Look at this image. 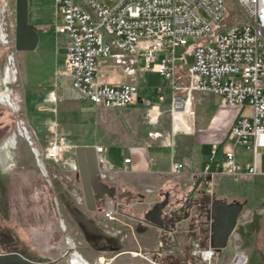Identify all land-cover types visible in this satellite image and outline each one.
<instances>
[{
    "label": "rangeland",
    "instance_id": "obj_1",
    "mask_svg": "<svg viewBox=\"0 0 264 264\" xmlns=\"http://www.w3.org/2000/svg\"><path fill=\"white\" fill-rule=\"evenodd\" d=\"M227 2L235 12L230 11L225 24L245 21L235 0ZM54 14L52 0H29V24L39 33V45L34 51H16V0H0V227L12 231L18 244L25 241L34 259L56 264H138L139 259L129 254L112 260L114 253H102L99 243L97 247L91 244L77 216L74 222L69 204L85 201L75 149L93 146L89 144H131L144 130H160L163 110L153 105L155 108L146 107L141 117H124L84 100L67 98L57 85L64 66L60 67L53 46L59 35ZM194 44L189 40V47L178 50L187 56L176 77L180 87L176 96L186 99L191 95L192 107L189 103L185 115H192L180 116L183 125L175 123L171 104L165 114L170 118L166 138L173 132L188 133L187 126L192 130V95L196 92L189 93L188 68L193 62ZM148 81L152 94L153 86L166 87L168 95L173 92L162 75L149 76ZM201 105L198 102V117L203 112ZM53 142L65 148L61 161L47 156ZM202 154L211 162L206 148ZM259 154L263 161L261 177L245 175L204 186L205 193L213 189L211 197L216 203L236 204L243 212L238 216L234 239L210 264H237L242 256L248 257V264H264V148ZM79 211L85 213L86 209L83 206ZM93 220L101 223V228L108 225L102 214ZM237 236L241 237L238 243ZM116 243L121 245L118 240ZM183 260L185 264H208L190 253Z\"/></svg>",
    "mask_w": 264,
    "mask_h": 264
},
{
    "label": "built area",
    "instance_id": "obj_2",
    "mask_svg": "<svg viewBox=\"0 0 264 264\" xmlns=\"http://www.w3.org/2000/svg\"><path fill=\"white\" fill-rule=\"evenodd\" d=\"M56 31L69 38L64 69L72 88L94 105L107 110H121L139 101L135 82L118 85L107 83L99 70L101 58L113 59L130 75L125 53L143 64L144 70L155 71L170 82L172 114L180 108L177 74L187 53L179 49L195 41L188 68L190 92H207L223 105L236 107L240 114L228 137L236 145L252 151V159L241 165L233 149L225 152L223 171L232 176L243 173L258 175L264 148V0H235L245 21L226 25L230 11L227 0H52ZM236 10V12H238ZM239 13V12H238ZM116 50L119 52L116 53ZM163 54L158 61L157 55ZM159 100L165 101L163 87L157 88ZM145 107H154L143 100ZM155 108V107H154ZM99 158L106 146H96ZM47 156L61 161L65 148L51 143ZM217 147L213 149V155ZM131 163V159L124 160ZM184 164L172 160L171 172L179 174ZM107 215L112 216V199H106ZM162 246L172 248L168 241ZM212 247L197 246L193 255L211 263ZM141 255L140 253H138ZM153 264H156L152 262Z\"/></svg>",
    "mask_w": 264,
    "mask_h": 264
},
{
    "label": "crops",
    "instance_id": "obj_3",
    "mask_svg": "<svg viewBox=\"0 0 264 264\" xmlns=\"http://www.w3.org/2000/svg\"><path fill=\"white\" fill-rule=\"evenodd\" d=\"M55 32L57 33V31ZM56 41L57 47L53 46L56 49L57 61L62 68L67 55L69 38L58 35ZM58 50L62 53H57ZM118 52L116 50V53ZM124 55L127 60H121L128 64L127 68L131 73L130 75L125 74L124 67H121L123 65H116L113 59L110 58L100 59V74L107 83L112 85L130 81L137 83L139 86V101L136 105L125 109L104 110L112 113L117 112L124 117H141L147 111L142 103L145 100L162 108L161 114H163V117L160 130L155 133L144 130L138 136V139H134L131 144L124 146L89 144L95 147H107V153L99 158L102 179L105 183L115 186L117 190L128 194L130 198L127 201L128 208L135 211L136 218L139 220L136 223L121 218L120 222L109 224V229L122 231L120 241L122 255H127L129 251L134 250L142 252V255L136 257L139 259L138 264H153L152 262L164 264V260L168 259V256L172 257L170 262L173 264L175 255L185 258L189 253L196 258L193 252L197 246L212 247L215 237L216 221L213 208L216 202L211 197L213 189L205 193L204 186L206 183L214 185L215 182L219 184L228 179L250 175L243 173L239 176H232L225 173L222 168L225 152L230 149H233L241 165H245L252 159L251 150L236 145L235 141L230 140L228 137L240 114V110L236 107L223 105L219 98L210 93L196 92L192 95L194 100V111H191L194 112L191 120L193 123L192 130L187 126L188 128H184L188 133L183 132L184 135H179L173 132L172 135L169 134L166 138L164 135L166 127L170 123V118L166 117L165 114L172 104L171 97L173 93L168 95L166 87H163L166 99L161 102L157 88L162 86H153V94L147 86L149 76H161V74L144 70L140 60H137L134 65H130L129 61L133 57L127 53ZM162 57L163 54H158L157 60L159 61ZM183 67L182 65L178 72ZM57 85L70 100H84L90 105H94L89 99L81 96L72 88L69 77H59ZM200 93L202 95H199ZM187 98L192 107L191 95H188ZM198 102L202 103L203 111L199 117L197 113ZM213 103L215 107L211 108ZM191 107L190 109H192ZM185 113V118L192 115L191 113L185 115ZM180 123L183 125L182 122ZM214 147H217L215 155H213ZM203 148L210 152L211 162H208L206 156L202 154ZM127 158L131 159V163L124 162ZM172 160L184 164L181 173L174 174L171 172ZM261 170V174L251 176L261 177L263 175V161L261 162ZM166 194H169V204L164 209V215L170 212L176 214L174 220L169 217V221L172 222L174 227L173 232L161 230L144 220V214L152 209L155 204L163 201ZM123 201L125 202V200ZM220 204L229 206L222 202ZM242 213L240 211L238 216ZM235 235L234 231L228 239L227 246ZM164 240L172 244V248L167 249L162 246ZM227 246L220 251L226 250ZM242 260L240 258L239 262L241 263Z\"/></svg>",
    "mask_w": 264,
    "mask_h": 264
},
{
    "label": "water",
    "instance_id": "obj_4",
    "mask_svg": "<svg viewBox=\"0 0 264 264\" xmlns=\"http://www.w3.org/2000/svg\"><path fill=\"white\" fill-rule=\"evenodd\" d=\"M38 31L29 24V0H16V51H34L39 45ZM76 162L84 193V199L89 210H94L96 203L104 198H115L116 187L105 183L101 176L99 154L95 146H78L75 149ZM128 194L118 197L124 198ZM169 204V194L165 199L154 205L144 215V220L161 230L173 232L164 215V209ZM240 206L233 204L224 206L216 203L213 208L215 214V237L212 248L220 251L226 248L229 237L236 229ZM83 226L89 228L85 221L77 219ZM18 260L20 264H33L20 255H0V264H14Z\"/></svg>",
    "mask_w": 264,
    "mask_h": 264
},
{
    "label": "flooded vegetation",
    "instance_id": "obj_5",
    "mask_svg": "<svg viewBox=\"0 0 264 264\" xmlns=\"http://www.w3.org/2000/svg\"><path fill=\"white\" fill-rule=\"evenodd\" d=\"M1 163L2 161L0 160V164ZM82 192H83V189H82ZM121 194H126V193L116 190L117 196L112 199V207H111L112 216L111 217L107 215V205L105 201L107 198H104L103 200L97 202L94 210H89L85 201L83 202V204L82 203H78L74 205L69 204V206H71V209H69V211L73 215L74 222L77 223L76 216H77V219H78V216H79V219L85 218L84 216H86L87 224L89 228H86L85 226H83V230L86 231V233H88L91 244L95 246L96 245L98 246L100 244L102 248V253L104 252L114 253L115 255L112 258V260H115L117 257L123 254L120 251L121 250L120 241H121L122 231H114V230L109 229V224L120 222L121 218H125L131 222H136V223L139 221L136 218L135 211L133 209L128 208L127 201L130 199L129 196L126 195L124 198L121 199L118 197ZM123 200H125V202ZM208 200L210 201V198ZM83 206L86 209L85 213L79 211V209H81ZM101 214L106 220V223H108V225L106 226L102 225L103 228L100 227L101 223H95L93 220L95 216H99ZM165 217L168 219V224L170 228L173 229L174 227L172 226V222L169 221V217L172 220H174L176 217V214L173 212H170L168 214H165ZM15 236L16 235L12 231H8L7 229L4 230L3 228L0 227V255H20L24 259L28 260L30 263H33V264H56V261L46 262L43 259H38V258L34 259L32 252L28 248L27 243L25 241H22L20 244H18L15 241ZM236 238H237L236 240H238L237 243L240 242L241 237L237 236ZM117 240L120 245L119 247L117 246V243H116ZM93 251L98 252L94 247H93ZM219 252L220 251H216L214 257L220 254ZM138 253L142 255V252L137 251V250L128 252V254L133 257H139L140 255ZM175 258L177 259V261H174L173 264H185V260L183 259H185L186 257L180 258L178 255H175ZM101 259H102L101 262H105V259L103 258ZM241 259H243L242 262L241 263L239 262L240 261V258H239L237 260L238 261L237 264H248L247 256H242ZM170 260H172V257L168 256V259L164 260L165 262L164 264H172ZM14 264H20V263L18 260H16Z\"/></svg>",
    "mask_w": 264,
    "mask_h": 264
},
{
    "label": "bare ground",
    "instance_id": "obj_6",
    "mask_svg": "<svg viewBox=\"0 0 264 264\" xmlns=\"http://www.w3.org/2000/svg\"><path fill=\"white\" fill-rule=\"evenodd\" d=\"M120 62L121 63H124L125 64V62L124 61H122L121 59H120ZM180 105V108L178 109V110H176L175 111V123H176V121H177V124L181 121V115H183L185 112H187V110H188V104H189V100H188V98L184 101V102H181L180 101V103H179ZM79 220H81V221H85L86 223H87V221H86V219H84V218H81V219H79Z\"/></svg>",
    "mask_w": 264,
    "mask_h": 264
}]
</instances>
